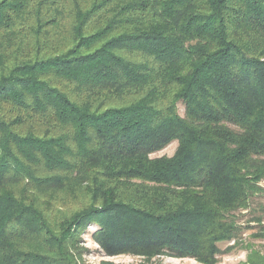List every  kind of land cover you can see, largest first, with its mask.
<instances>
[{
    "label": "trees",
    "instance_id": "16d2710c",
    "mask_svg": "<svg viewBox=\"0 0 264 264\" xmlns=\"http://www.w3.org/2000/svg\"><path fill=\"white\" fill-rule=\"evenodd\" d=\"M263 181L264 0H0V264H74L92 222L214 260Z\"/></svg>",
    "mask_w": 264,
    "mask_h": 264
},
{
    "label": "rangeland",
    "instance_id": "374dc122",
    "mask_svg": "<svg viewBox=\"0 0 264 264\" xmlns=\"http://www.w3.org/2000/svg\"><path fill=\"white\" fill-rule=\"evenodd\" d=\"M179 109L183 115L184 107L181 104ZM177 147L178 143L173 142L153 156L171 157ZM261 186L264 188V181ZM258 195L251 208L238 211L228 219L235 225L238 237L220 243L222 252L214 260L203 262L196 258H179L168 254L110 255L96 240L100 227L92 222L78 233L77 240L71 247L74 264H264V232L261 233L264 228V191Z\"/></svg>",
    "mask_w": 264,
    "mask_h": 264
}]
</instances>
